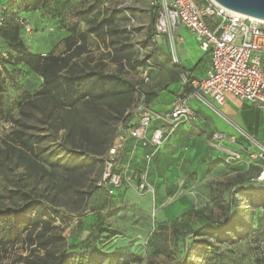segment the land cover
<instances>
[{
  "label": "rangeland",
  "instance_id": "obj_1",
  "mask_svg": "<svg viewBox=\"0 0 264 264\" xmlns=\"http://www.w3.org/2000/svg\"><path fill=\"white\" fill-rule=\"evenodd\" d=\"M57 2L41 4L27 17L32 30L20 33L25 45L34 52L57 57L60 74L114 73L132 83L134 90L131 94L106 95L96 89L85 102L69 106L54 94L39 92L43 86L39 74L23 65L13 66L22 88L9 91L7 110L0 116V208L17 206L23 201L21 193H28L55 212L53 225L65 241L61 247L79 245L94 229L95 235H100L97 249L122 256L123 264H173L185 253L197 264H264L263 209L250 206L247 196L236 191L238 185H251L257 165L245 154L238 162L226 161L227 154L221 153L223 146L218 141L208 145L206 141L185 139L175 133L177 126L160 147L148 150H154L150 161L143 153V166L133 164L139 147L130 157L124 146L117 170L121 172V166L129 164L137 176L124 177L117 187L97 186L119 127L138 120L131 110L139 91L148 104L152 102L155 75L146 52L152 32L151 13L148 0ZM69 15L78 16L74 29ZM105 17L114 20L109 28L105 26L101 38L88 32L90 25ZM141 32L148 33L146 40H141ZM192 39L189 36L187 41ZM138 47L144 49L149 62L141 60ZM199 47L193 55L202 66L208 54ZM181 62L173 65L180 69L188 66L183 58ZM145 71L147 82L143 79ZM22 92L28 98L21 99ZM226 100L241 109L238 126L264 141V109L247 102L243 106L229 93ZM160 110L152 108L156 114ZM18 134L28 139L27 145ZM72 153L79 154L77 160H71ZM144 176L149 187L140 192L138 184ZM234 199L238 200V210L252 212L254 222L259 220L256 231L234 244H218L219 253L196 257L199 250L192 240L197 236L191 231L198 228V217L222 219L226 204ZM103 231L111 233L105 236ZM32 247L25 242L15 246L0 258V264H12Z\"/></svg>",
  "mask_w": 264,
  "mask_h": 264
},
{
  "label": "trees",
  "instance_id": "obj_2",
  "mask_svg": "<svg viewBox=\"0 0 264 264\" xmlns=\"http://www.w3.org/2000/svg\"><path fill=\"white\" fill-rule=\"evenodd\" d=\"M54 1L57 3L55 5H58V0H7L5 2L0 15L2 17L0 24V116L4 115L7 110L5 105L9 100V91L17 92L22 88L17 79L18 70L13 67L16 65H23L29 71L42 77L43 86L39 91L40 93L54 94L56 98L66 102L69 106L85 102L88 97L95 93L96 89L106 95L131 94L134 90L132 83L114 73L77 71L60 74L56 67L57 57L34 52L25 45L20 37V33L24 32L20 20L28 22L27 17L38 10L41 4H53ZM150 10L152 32L148 42L154 44L156 42L152 41V37L155 33V13L151 8ZM68 19L74 29L78 16L69 15ZM113 20V17H105L90 25L88 32L101 38L105 26L109 28ZM141 60L143 62L149 61L145 55ZM25 98H28V94L22 92L21 99ZM18 101L21 100L18 99ZM18 135L22 144L27 145L28 139ZM132 144V140L128 139L124 145L125 149H129L130 152ZM238 152L241 154L239 158L241 159L243 152L241 150ZM69 156L71 160H77L79 154L72 153ZM239 159H234V162H238ZM256 169L257 173L258 167ZM236 191L247 196L250 206L263 209L262 219L264 220V187L258 186L252 181L248 187L238 185ZM21 198L23 201L17 206L0 208V258L6 256L8 251L15 246L25 242L33 246L32 249L24 256L20 254L12 264H123L122 256L97 249L96 238H99L100 235L96 236L94 229L79 245L64 249L61 247L65 243L64 237L62 233L56 232V227L53 225L56 217L55 212L50 211L42 201L31 197L28 193H21ZM233 205L234 208H231ZM238 206L237 199L227 203L225 206L226 214L222 219L207 215L198 217V228L191 231L197 236L196 239L192 240L199 250L196 257L203 254L209 255L212 251L219 253L218 244H234L256 231L259 220L254 222V214L252 212L243 213L238 210ZM103 232H105V236L111 233L110 231ZM173 264L197 263L185 253L181 259Z\"/></svg>",
  "mask_w": 264,
  "mask_h": 264
},
{
  "label": "built area",
  "instance_id": "obj_3",
  "mask_svg": "<svg viewBox=\"0 0 264 264\" xmlns=\"http://www.w3.org/2000/svg\"><path fill=\"white\" fill-rule=\"evenodd\" d=\"M148 6L155 13L153 42L157 43L165 37L170 43L172 58L177 62L172 37L174 30L183 25L195 36L200 48L210 53V67L200 79H190L182 74V86L191 88L183 89L174 98L169 109L161 115L152 111L145 95L137 89L140 94L131 111L138 120L134 125L119 127L118 135L105 155L104 170L97 183L98 187H117L124 177L130 179L137 176L129 164L121 166L123 171L117 170L125 141L131 139L133 143L130 157L137 147L157 149L177 126L195 118L188 106L190 98H196L220 112L214 108V104L223 105L225 96L229 93L257 109H264V20L230 10L215 0H148ZM130 20L131 23L134 22L133 18ZM1 22L0 16V24ZM20 23L25 33H31L28 22L20 20ZM138 48L140 58H143L144 50ZM143 79L145 82L149 80L147 71L143 74ZM155 119L163 121L168 126L167 131L161 127L150 130ZM237 130L249 141V146L244 151L258 167L252 181L264 187V144L241 128L237 127ZM214 137L222 138L223 135L215 134ZM154 150L145 154L146 161H150ZM226 154V161L236 160L241 156L238 151H227ZM141 180L138 190L143 192L149 187V183L145 176Z\"/></svg>",
  "mask_w": 264,
  "mask_h": 264
},
{
  "label": "crops",
  "instance_id": "obj_4",
  "mask_svg": "<svg viewBox=\"0 0 264 264\" xmlns=\"http://www.w3.org/2000/svg\"><path fill=\"white\" fill-rule=\"evenodd\" d=\"M7 0H0V15L2 13V8L4 9V4ZM149 8V6H148ZM151 13V10L149 8ZM141 40H146L148 33H140ZM192 37L196 40L195 36L189 32V30L183 25H179L173 32V49L177 57V63H182V58L185 62H188V66L180 69L178 65H173L176 63L172 58V53L170 51V43L162 37L161 40L157 43L150 44L146 46V52L149 53L151 60L152 69L154 70L155 75V85L152 90V102L150 105L151 109L153 107H158L160 110L157 114L161 115L165 113L173 99L182 92L184 89L182 87L181 75L185 73L190 79H200L203 77L207 70L210 67L211 57L209 52H204L198 45L197 40L193 43L188 42V38ZM163 45H167L169 49H164ZM197 46L204 54H208L206 63L204 65H199L196 63L197 57L193 55V51L196 52ZM177 48V49H176ZM181 53V57H178V51ZM167 57V59H166ZM148 59V58H147ZM200 69V72L197 70ZM191 87L187 86L185 89L189 90ZM239 100V99H238ZM241 104L244 106L246 102L241 101ZM188 106L193 111L194 119H189L186 123H183L175 129L176 134H183L185 139L206 141V144L211 145L212 141H218L223 148L219 149L222 154L225 155L227 151L241 150L244 154L247 155L244 148L249 146V143L245 142L237 130L239 121L241 120V109H237L232 106L226 100L223 105L214 104V108L220 112L214 110L212 107L203 104L196 98H190L188 101ZM224 111L225 115L221 112ZM228 115V116H227ZM161 127L164 131H167L168 126L165 125L160 119H155L150 126V130L154 128ZM215 134H222V138L214 137ZM240 135V136H239ZM251 136V135H250ZM254 138V137H253ZM233 139V140H232ZM258 142L264 144V141L254 138ZM247 140V139H246ZM248 141V140H247ZM150 148L139 147L137 155L134 158L133 164L144 165L143 153L148 152ZM223 156V155H222ZM139 161H141L139 163ZM220 162V161H219ZM157 163V162H156ZM155 166L153 163L152 167ZM150 166H148L149 168Z\"/></svg>",
  "mask_w": 264,
  "mask_h": 264
},
{
  "label": "water",
  "instance_id": "obj_5",
  "mask_svg": "<svg viewBox=\"0 0 264 264\" xmlns=\"http://www.w3.org/2000/svg\"><path fill=\"white\" fill-rule=\"evenodd\" d=\"M222 6L264 20V0H215Z\"/></svg>",
  "mask_w": 264,
  "mask_h": 264
}]
</instances>
